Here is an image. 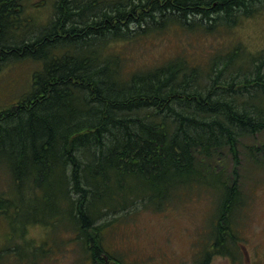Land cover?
I'll return each mask as SVG.
<instances>
[{
  "label": "trees",
  "instance_id": "obj_1",
  "mask_svg": "<svg viewBox=\"0 0 264 264\" xmlns=\"http://www.w3.org/2000/svg\"><path fill=\"white\" fill-rule=\"evenodd\" d=\"M0 0V67L40 65L29 91L0 109V220L8 243L27 228L75 234L91 264H122L103 230L139 203L154 210L181 192L214 191L198 264L242 262L245 205L227 151L264 133V49L234 31L264 0ZM229 41L203 59L179 54L131 65L125 50L167 33ZM264 147V146H262ZM211 180L213 183H209ZM18 228V231H16ZM28 240V239H27Z\"/></svg>",
  "mask_w": 264,
  "mask_h": 264
},
{
  "label": "rangeland",
  "instance_id": "obj_2",
  "mask_svg": "<svg viewBox=\"0 0 264 264\" xmlns=\"http://www.w3.org/2000/svg\"><path fill=\"white\" fill-rule=\"evenodd\" d=\"M43 3L37 14L42 25L49 15L48 0L27 1L31 5ZM257 16L243 20L233 34L246 50L256 53L264 49V6ZM229 41L201 35L167 33L125 50L131 65L145 66L165 61L180 52L199 59ZM40 65L32 61L6 63L0 67V109L17 103L29 91L31 77ZM264 133L245 138L237 146V164L224 151L219 170L227 182L235 171L244 206L241 214L242 262L264 264ZM213 183L209 180V183ZM214 191L192 190L163 203L161 209L137 205L115 217L109 228L103 230L104 242L111 254L122 264H198L197 252L208 234V220L213 208ZM67 218H62L59 230L53 232L42 226L27 228L26 244L16 240L18 253H25L26 261H17L11 254L15 244L8 243L11 228L0 220V264H91L75 234L63 232ZM18 234L19 230L17 228ZM28 239V240H27ZM15 248V247H14ZM211 264H231L228 259L216 257Z\"/></svg>",
  "mask_w": 264,
  "mask_h": 264
},
{
  "label": "flooded vegetation",
  "instance_id": "obj_3",
  "mask_svg": "<svg viewBox=\"0 0 264 264\" xmlns=\"http://www.w3.org/2000/svg\"><path fill=\"white\" fill-rule=\"evenodd\" d=\"M116 264V263H115Z\"/></svg>",
  "mask_w": 264,
  "mask_h": 264
}]
</instances>
